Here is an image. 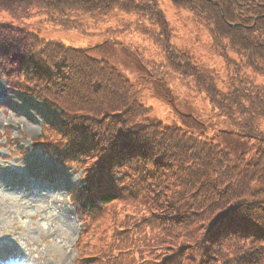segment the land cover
I'll return each mask as SVG.
<instances>
[{"label": "trees", "instance_id": "obj_1", "mask_svg": "<svg viewBox=\"0 0 264 264\" xmlns=\"http://www.w3.org/2000/svg\"><path fill=\"white\" fill-rule=\"evenodd\" d=\"M170 1L210 34L231 73L226 89L176 48L158 0H0V12L19 23L45 15L83 34L89 19L138 14L126 29L135 26L161 51L157 69L180 75L231 133L259 146L235 156L164 123L110 62L46 41L30 26L0 23V77L61 111L59 126L47 125L37 142L60 162L85 163L72 201L84 229L88 215L114 225L108 247L89 240L79 264H264V86L247 74L264 77V0ZM119 202L132 212L118 216Z\"/></svg>", "mask_w": 264, "mask_h": 264}, {"label": "rangeland", "instance_id": "obj_2", "mask_svg": "<svg viewBox=\"0 0 264 264\" xmlns=\"http://www.w3.org/2000/svg\"><path fill=\"white\" fill-rule=\"evenodd\" d=\"M158 2L173 29L176 48L196 65L214 70L220 87L226 89L231 73L212 49L208 31L189 12L177 10L170 0ZM45 18L39 15L19 23L10 14L0 12V23L30 26L46 41H60L110 62L135 88L141 89L143 103L164 123L213 140L235 156L259 146L255 140L231 133L229 126L212 114L205 96L189 90L180 75L160 72L161 51L135 26L126 29L139 21L138 14L115 11L103 21L89 19L85 25L87 34L60 29ZM247 74L264 86V77L250 70ZM60 118L59 109H51L34 95L11 88L0 77V264H79L87 254L84 246L89 240L93 249L108 247L111 241L114 225L107 218L100 216L93 221V216L88 215L89 233L82 225L80 210L72 203L86 177L82 168L85 163L61 164L57 154L47 152L37 142L48 135L47 125L59 126ZM131 207L120 202L113 205L118 216L123 209L132 212Z\"/></svg>", "mask_w": 264, "mask_h": 264}, {"label": "bare ground", "instance_id": "obj_3", "mask_svg": "<svg viewBox=\"0 0 264 264\" xmlns=\"http://www.w3.org/2000/svg\"><path fill=\"white\" fill-rule=\"evenodd\" d=\"M14 247V246H13Z\"/></svg>", "mask_w": 264, "mask_h": 264}]
</instances>
